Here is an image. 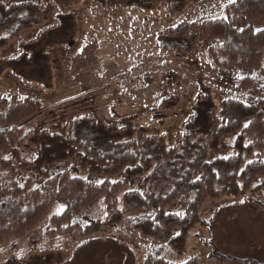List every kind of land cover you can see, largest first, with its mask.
Instances as JSON below:
<instances>
[{
  "label": "trees",
  "instance_id": "obj_1",
  "mask_svg": "<svg viewBox=\"0 0 264 264\" xmlns=\"http://www.w3.org/2000/svg\"><path fill=\"white\" fill-rule=\"evenodd\" d=\"M52 2L57 4V0ZM92 2L139 13H151L163 6L168 16L189 4V0H84L83 3ZM77 17L76 12H61L56 16V24L41 28L45 18L39 5L33 2L6 5L0 0V50L25 33L40 29L34 39L19 45L16 58H0V75L11 70L22 76L26 67L36 68L40 76L50 71L49 51L60 45L59 37L77 36ZM262 18L264 0H234L226 5L224 17L183 22L159 32V46L165 52L186 56L202 40L218 67L255 73L224 78L237 95L224 100L221 107L209 87L201 83L190 104V115L172 147L157 136L147 135L144 129H137L129 120L117 126L90 116L74 119L65 135L38 129L23 136L24 127L43 112L42 104L19 94L0 95V243L33 229L54 205L62 206V211L52 215L50 223L65 238L77 234L90 238L104 227H116L124 219L118 208L121 182L112 183L110 179L123 175L126 181L143 178L141 191L131 190L123 195L125 211L137 214L129 219L130 225L142 236L163 243L151 250L145 264H174L167 256L171 252L183 255L190 232L197 226L209 232L205 247L216 263L264 264L257 259L222 253L214 241L218 217L208 222L200 215L206 200L217 198L222 192L238 196L251 189L257 179H260L258 188L264 189V29L256 30L251 24ZM97 51L96 43L86 45L74 58V72L96 64ZM160 103L161 110H173L180 97L174 95ZM232 134H237L235 154L210 160L212 152L222 149L223 138ZM20 136L36 152L31 163L24 160L17 146ZM246 156L254 159L246 163ZM70 159L76 160L72 171L48 177L47 166ZM27 166L40 177H46L42 188L30 186V179L23 174ZM79 169L106 180L97 184L72 175ZM102 200L107 213L104 221L90 213ZM176 203L181 204L182 212H168L167 208ZM247 205L264 213L259 202L249 200ZM113 243L119 244L115 240ZM120 245L136 263L133 251ZM60 255L47 250L42 255L20 262L9 260L6 264H57L62 263ZM184 264L201 263L192 258Z\"/></svg>",
  "mask_w": 264,
  "mask_h": 264
},
{
  "label": "rangeland",
  "instance_id": "obj_2",
  "mask_svg": "<svg viewBox=\"0 0 264 264\" xmlns=\"http://www.w3.org/2000/svg\"><path fill=\"white\" fill-rule=\"evenodd\" d=\"M234 0H189L187 7L173 16H168L165 7L151 13L134 10H118L97 3L85 5L84 0H3L6 5L18 2H33L40 6L45 23L41 28L56 24L59 13H77L79 32L75 38L59 37L60 45L49 51L51 70L39 75L36 68L26 67L23 75L7 70L0 75V95L19 94L38 100L43 112L28 123L23 136L33 130H49L67 134L70 123L79 117L90 116L105 123L122 126L129 120L137 129H144L147 135L157 136L169 147L174 146L182 124L190 115V104L196 97L201 83L209 87L217 105L224 100L235 98L237 91L228 86L226 77L252 76L241 69L218 67L208 53V46L198 40L194 50L186 56L163 51L158 35L162 30L175 27L183 22H199L202 19L224 17L225 7ZM256 30L264 29V18L251 23ZM40 29H33L0 50L1 59L16 58L19 45L34 39ZM98 45V62L87 69L74 72V58L88 44ZM177 95L179 105L173 110H161V100ZM18 139L17 146L24 160L31 163L36 152ZM237 134L227 135L222 140V149L210 154L229 157L235 154ZM254 157L246 156L250 162ZM75 159L47 166V175L72 171ZM77 173V174H76ZM72 173L94 183H103L106 178L87 170ZM30 179L31 187L42 188L46 177L37 175L31 166L23 169ZM121 182L118 192V208L124 219L114 228L104 227L103 231L90 238H65L50 223L62 206L54 205L31 230L22 236L10 237L0 243V264L9 260L21 261L47 250H55L62 256L57 264H145L151 250L163 243L142 236L129 223L137 214L125 211L123 195L131 190L141 191L143 178L126 181L123 175L110 179ZM260 179L254 181L251 189L238 196L222 192L217 198L206 200L201 217L210 221L216 216L214 229L215 245L224 254L253 258L264 262V213L250 208L253 200L264 206V189H259ZM168 212L181 213L180 203L167 208ZM104 221L107 213L104 201H99L90 212ZM209 232L195 227L189 235L186 252L177 255L171 252L167 259L174 264H184L197 258L201 264H218L209 258L205 241ZM94 239L92 243L88 240ZM119 244L113 243V241ZM120 244L128 246L136 256L133 263ZM83 245V247H81ZM81 247L79 250L78 248Z\"/></svg>",
  "mask_w": 264,
  "mask_h": 264
},
{
  "label": "snow or ice",
  "instance_id": "obj_3",
  "mask_svg": "<svg viewBox=\"0 0 264 264\" xmlns=\"http://www.w3.org/2000/svg\"><path fill=\"white\" fill-rule=\"evenodd\" d=\"M248 125L247 124H245V127H247ZM6 159H7V157H5Z\"/></svg>",
  "mask_w": 264,
  "mask_h": 264
}]
</instances>
